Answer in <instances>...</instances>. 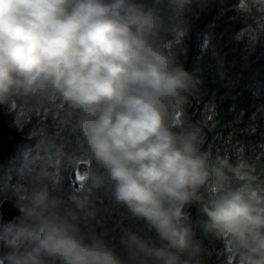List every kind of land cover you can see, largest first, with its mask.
I'll list each match as a JSON object with an SVG mask.
<instances>
[{
    "label": "clouds",
    "instance_id": "9594fccd",
    "mask_svg": "<svg viewBox=\"0 0 264 264\" xmlns=\"http://www.w3.org/2000/svg\"><path fill=\"white\" fill-rule=\"evenodd\" d=\"M166 2L170 17L138 0H0V104L13 96L22 105L58 98L77 114L79 132L72 153L49 138L31 175L37 187L12 189L21 217L0 229L10 249L0 264H199L183 209L201 200V189L210 194L203 232L223 243L230 264H264V181L250 165L201 150L200 128L172 130L184 94L199 81L174 64L162 40L180 33L174 18L192 0ZM244 2L242 11L264 24V0ZM84 160L105 170L115 202L155 231L158 246L124 229V260L81 230L96 217L90 192L105 184L91 166L70 197L76 211L62 212L48 197L55 170ZM25 239L34 244L25 247Z\"/></svg>",
    "mask_w": 264,
    "mask_h": 264
},
{
    "label": "trees",
    "instance_id": "16d2710c",
    "mask_svg": "<svg viewBox=\"0 0 264 264\" xmlns=\"http://www.w3.org/2000/svg\"><path fill=\"white\" fill-rule=\"evenodd\" d=\"M144 6L157 7L165 17L172 16L166 0H144ZM245 7L244 0H192L174 18V22L179 21L180 33L162 34V40L170 45L174 64L183 69L187 64L185 71L199 81L192 93L184 94L185 103L177 114L181 123L173 125L172 130L200 128L201 150L213 158H227L233 166L240 162L250 165L257 180L264 181V24H258L254 14L242 11ZM200 23L204 24L198 27ZM0 105L9 126L28 140L18 145L0 167V202L10 199L16 205L12 191L15 186H22L26 192L37 187L31 175L39 166L49 138L63 144L67 153L78 150L77 114L58 98L39 105H22L20 98L13 96ZM89 166L105 178V184L90 192L96 217L80 224L81 230L101 236L124 260L128 257L127 249L120 243L124 229L158 246L155 231L130 214L122 203L115 202L111 196L113 185L105 170L94 161ZM72 169L62 165L55 170V183L45 185L48 197L58 202L62 212L76 211L70 199L75 192L69 181ZM229 180L240 183L231 174ZM200 195L199 202H192L194 240L200 248L196 259L199 264H230L223 243L203 232L207 220L203 207L209 206L210 194L201 189ZM183 212L191 224V205H186ZM20 217L21 213L8 225L19 224ZM33 244L34 240L24 241L25 247ZM9 251L0 241V256Z\"/></svg>",
    "mask_w": 264,
    "mask_h": 264
},
{
    "label": "water",
    "instance_id": "95a60500",
    "mask_svg": "<svg viewBox=\"0 0 264 264\" xmlns=\"http://www.w3.org/2000/svg\"><path fill=\"white\" fill-rule=\"evenodd\" d=\"M139 3L144 5V0H138ZM204 23H200L198 27L202 26ZM187 64L184 67L186 70ZM185 95H188L187 93ZM28 140L24 138L19 131L15 130L9 126L7 122L6 114L2 106L0 105V167H2L5 162L13 155L16 147L21 143L27 142ZM89 166L86 163H81L77 168L72 169L69 181L77 192L79 189L83 188L84 181L80 179L85 168ZM193 211V218L191 226L193 228L194 220V206L193 203L190 204ZM20 215V211L17 206L10 199H3L0 202V227H5L9 223L13 222L15 218Z\"/></svg>",
    "mask_w": 264,
    "mask_h": 264
}]
</instances>
